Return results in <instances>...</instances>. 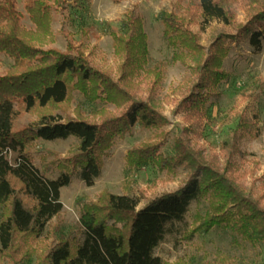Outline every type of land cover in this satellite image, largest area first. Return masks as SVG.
Segmentation results:
<instances>
[{
    "label": "trees",
    "instance_id": "16d2710c",
    "mask_svg": "<svg viewBox=\"0 0 264 264\" xmlns=\"http://www.w3.org/2000/svg\"><path fill=\"white\" fill-rule=\"evenodd\" d=\"M196 1L204 22L215 20L234 33L219 34L205 50L200 36L190 29L193 20L160 13L162 36L173 52L170 63L186 67L189 75L159 99L166 65L148 67L147 37L133 9L125 12L119 31L104 24L117 62L113 75L93 65L82 48L69 41L64 51L43 48L51 43V13L65 0H26L24 13L16 0H0V264H31L34 256L36 264H164L154 250L185 220L192 203L203 202L204 214H195L184 236L187 240L221 228L243 242L264 246V193L256 198L248 194L240 183L244 174L234 161L240 140L259 136V117H240L230 139L221 145L220 156L207 158L188 137L198 135L206 117L205 103L219 95V86L227 80L222 68L225 43L247 41L254 52L264 48V0ZM240 2L246 20L238 24L234 8ZM25 17L33 29H25ZM74 93L84 102H76L71 116ZM170 103L176 104L175 112L186 127L171 145L173 155L166 157L160 153L168 140L163 108ZM95 104L101 107L86 115L83 107ZM25 116L36 120L16 129ZM135 127L154 133L127 152V169L152 166L173 178L180 167L186 172L185 183L141 209L133 198L107 191L97 201L78 200L81 212L72 232L66 238L61 234L38 253L33 243L61 213V188L72 175L91 187L114 143ZM69 138L77 144L57 159L60 177L47 178L33 165L38 142ZM215 264L237 263L221 255Z\"/></svg>",
    "mask_w": 264,
    "mask_h": 264
},
{
    "label": "rangeland",
    "instance_id": "374dc122",
    "mask_svg": "<svg viewBox=\"0 0 264 264\" xmlns=\"http://www.w3.org/2000/svg\"><path fill=\"white\" fill-rule=\"evenodd\" d=\"M16 1L18 10L24 13L26 0ZM191 2L192 9L189 10ZM196 4V0H65L61 9L51 13V43L43 48L64 51L69 41L75 47L80 46L93 65L114 75L117 62L113 56L112 38L106 33L104 24L109 22L113 30L119 31L125 12L133 9L141 18L147 37L148 67L158 62L166 65L158 90V98L162 99L186 80L189 70L170 63L173 52L163 39V26L157 19L160 13H174L193 20L190 29L200 36L205 50L219 34L234 33L231 27H225L215 20L204 22ZM234 13L236 23L245 22L246 14L241 2L235 5ZM22 23L25 29H33L26 17ZM224 48L226 56L222 61V68L227 74V80L219 86V95L205 103L206 117L203 125L197 136H188L189 142L207 158L220 156L221 145L230 139L239 118L257 115L259 136L253 138L245 135L239 143L240 154L234 158L240 172L244 174L240 183L247 188L252 198H256L264 193V48L254 52L247 41H228ZM2 60L6 65L10 64L7 58L2 57ZM78 101L82 104L84 102L74 93L69 105L71 116ZM85 106L83 110L86 115L90 110L101 107L99 104ZM175 108V103L164 105L163 108L168 121L163 129L168 132V140L160 153L166 157L173 155L171 145L176 138L183 136L182 132L186 127L182 115L176 113ZM35 120V116H25L17 122L16 129ZM153 133L151 130L135 127L123 140H117L104 157L101 174L91 187H87L77 175L71 176L70 182L60 190L61 213L50 221L39 240L33 243L38 253L55 244L61 234L66 238L72 232L81 212L78 200L97 201L98 195L107 191L133 198L138 204L137 209H141L149 201L172 193L185 183L186 172L180 167L176 169L173 178L152 166L138 171L127 169V152L139 143L151 139ZM76 144L73 138L65 141H40L32 155L33 165L40 171H45L47 178L58 179L60 173L56 167L57 159L66 157L68 150ZM205 207V202L199 205L192 203L185 220L175 225L172 233L154 250V256L164 264H215L221 255L229 256L237 264H264L263 245L243 242L226 229L214 228L187 240L184 236L191 230L195 214H204ZM36 261L34 256L31 264H36Z\"/></svg>",
    "mask_w": 264,
    "mask_h": 264
}]
</instances>
